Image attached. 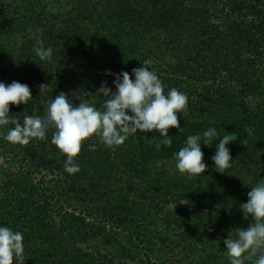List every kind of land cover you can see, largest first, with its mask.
<instances>
[{
  "label": "trees",
  "instance_id": "16d2710c",
  "mask_svg": "<svg viewBox=\"0 0 264 264\" xmlns=\"http://www.w3.org/2000/svg\"><path fill=\"white\" fill-rule=\"evenodd\" d=\"M41 46L53 49L50 61L36 55ZM2 56L16 70L0 62V81L32 91L28 105H10L21 123L45 118L61 92L102 110L98 88L106 81L116 90L106 71L131 73L145 60L166 92L189 98L178 115L183 131L169 130L171 147L156 148L158 132L130 134L112 148L94 135L82 143L75 174L64 169L53 126L27 145L4 139L14 125L0 128V226L24 234L25 264H230L223 240L248 226L240 205L264 179V0H0ZM41 84L49 85L43 94ZM209 127L240 137L228 145L232 167L215 170L217 140L202 146L209 167L201 176L179 173L174 153ZM21 152L50 167L55 181L12 170L6 155ZM140 186L135 202L129 194ZM185 199L187 210H165Z\"/></svg>",
  "mask_w": 264,
  "mask_h": 264
},
{
  "label": "clouds",
  "instance_id": "9594fccd",
  "mask_svg": "<svg viewBox=\"0 0 264 264\" xmlns=\"http://www.w3.org/2000/svg\"><path fill=\"white\" fill-rule=\"evenodd\" d=\"M40 44H43L42 40ZM35 52L41 61H50L53 55L51 47L41 46ZM152 63L145 60L131 73L106 71V75L115 76L116 90L113 91L106 81L98 88L96 95L105 98L102 110L81 101L77 94L74 95L81 102L75 105L68 94L61 92L48 104L45 118L24 115L22 123L17 116L11 118L10 105H28L33 100L30 87L18 81L7 85L0 81V128L14 125L4 139L13 144L27 145L33 138L46 139L49 125L53 126L56 131L52 142L66 154L64 169L69 174L80 171L75 158L81 152L82 143L94 135L112 148L122 145L130 134L158 132L162 139L156 148L171 147L173 140L169 130L177 128L179 132L183 131L178 115L185 117L189 98L174 87L166 92L159 75L152 69ZM39 87L40 94H43L49 85L41 84ZM245 131L249 136L253 135L250 126ZM229 133L221 136L215 127H209L202 134L187 136L185 146L174 153L176 170L189 178L201 176L209 167L202 146L211 148L219 140L211 160L216 171L225 173L234 161L228 145L240 139L234 131ZM89 147L95 148L94 145ZM250 188L247 201L240 205L243 219L249 221L248 226L236 227L223 240L230 264H246L249 260H253V264H264V179ZM174 201L168 207L175 213ZM180 201L189 202L187 199ZM231 233H235V238ZM24 240L22 232L0 226V264H13L14 259L16 264H25Z\"/></svg>",
  "mask_w": 264,
  "mask_h": 264
},
{
  "label": "rangeland",
  "instance_id": "374dc122",
  "mask_svg": "<svg viewBox=\"0 0 264 264\" xmlns=\"http://www.w3.org/2000/svg\"><path fill=\"white\" fill-rule=\"evenodd\" d=\"M0 62L2 63V65L4 66V68L8 71H14L16 70V66L14 65V62L8 60L7 58H5L4 56L0 57ZM14 81L13 78L8 79L7 84H10ZM196 89H198L200 87V85L196 84ZM24 147V146H23ZM1 152V151H0ZM8 157V162L10 164V168L12 170L18 171L20 173H24L30 177H35V178H40L42 176H46V180H54L55 178H53L52 175H50V167L47 170H44L42 167L37 165V160L36 159H32L30 155H28L27 153H19V154H9L6 155V158ZM4 159L3 157L0 155V162H2ZM43 164H46V166L48 165V163L43 162ZM63 185V183H62ZM55 186H58L57 183H55ZM138 186V185H137ZM142 189V186L139 187L138 189V193L135 196H132L131 194H129L130 198H132L135 202H138V195L140 193ZM176 207H175V211L178 210H187L190 207V204L187 203H182V202H174ZM166 211H172L169 209L168 205L165 207Z\"/></svg>",
  "mask_w": 264,
  "mask_h": 264
}]
</instances>
